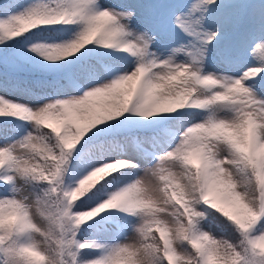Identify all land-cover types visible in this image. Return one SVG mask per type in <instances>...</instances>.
<instances>
[{
    "label": "snow or ice",
    "instance_id": "6c2138e0",
    "mask_svg": "<svg viewBox=\"0 0 264 264\" xmlns=\"http://www.w3.org/2000/svg\"><path fill=\"white\" fill-rule=\"evenodd\" d=\"M0 264H264V0H0Z\"/></svg>",
    "mask_w": 264,
    "mask_h": 264
}]
</instances>
